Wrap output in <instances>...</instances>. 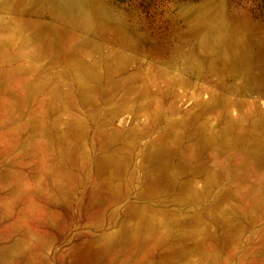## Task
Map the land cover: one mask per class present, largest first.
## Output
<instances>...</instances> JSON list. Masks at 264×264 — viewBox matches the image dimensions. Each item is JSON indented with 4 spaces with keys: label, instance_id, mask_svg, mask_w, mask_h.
Listing matches in <instances>:
<instances>
[{
    "label": "rangeland",
    "instance_id": "1",
    "mask_svg": "<svg viewBox=\"0 0 264 264\" xmlns=\"http://www.w3.org/2000/svg\"><path fill=\"white\" fill-rule=\"evenodd\" d=\"M0 264H264V0H0Z\"/></svg>",
    "mask_w": 264,
    "mask_h": 264
}]
</instances>
